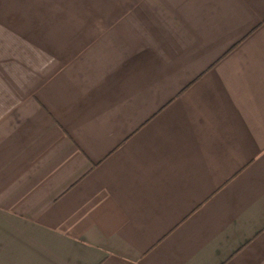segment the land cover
I'll use <instances>...</instances> for the list:
<instances>
[{"label":"crops","instance_id":"obj_1","mask_svg":"<svg viewBox=\"0 0 264 264\" xmlns=\"http://www.w3.org/2000/svg\"><path fill=\"white\" fill-rule=\"evenodd\" d=\"M0 264H264V0H0Z\"/></svg>","mask_w":264,"mask_h":264}]
</instances>
